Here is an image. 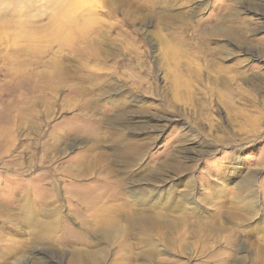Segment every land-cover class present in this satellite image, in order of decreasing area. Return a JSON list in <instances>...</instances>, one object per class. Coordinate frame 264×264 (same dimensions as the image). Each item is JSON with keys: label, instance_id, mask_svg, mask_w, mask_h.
Wrapping results in <instances>:
<instances>
[{"label": "rangeland", "instance_id": "1", "mask_svg": "<svg viewBox=\"0 0 264 264\" xmlns=\"http://www.w3.org/2000/svg\"><path fill=\"white\" fill-rule=\"evenodd\" d=\"M0 264H264V0H0Z\"/></svg>", "mask_w": 264, "mask_h": 264}, {"label": "bare ground", "instance_id": "2", "mask_svg": "<svg viewBox=\"0 0 264 264\" xmlns=\"http://www.w3.org/2000/svg\"><path fill=\"white\" fill-rule=\"evenodd\" d=\"M68 12V11H67ZM65 12L66 15H68L69 13Z\"/></svg>", "mask_w": 264, "mask_h": 264}]
</instances>
